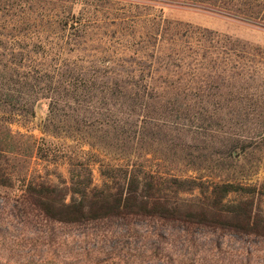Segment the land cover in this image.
Listing matches in <instances>:
<instances>
[{
	"label": "trees",
	"instance_id": "16d2710c",
	"mask_svg": "<svg viewBox=\"0 0 264 264\" xmlns=\"http://www.w3.org/2000/svg\"><path fill=\"white\" fill-rule=\"evenodd\" d=\"M165 1L264 28V0ZM161 2L0 0V187L45 222L264 238V182L251 180L264 162V49L168 19ZM37 103L43 136L12 130ZM31 159L57 181L31 174ZM58 163L66 179L46 170Z\"/></svg>",
	"mask_w": 264,
	"mask_h": 264
},
{
	"label": "rangeland",
	"instance_id": "374dc122",
	"mask_svg": "<svg viewBox=\"0 0 264 264\" xmlns=\"http://www.w3.org/2000/svg\"><path fill=\"white\" fill-rule=\"evenodd\" d=\"M163 15L181 23L204 27L264 49V28L207 11L199 6L161 0ZM43 103L35 116L11 129L41 137L39 123ZM40 162L31 159L34 176L56 182L52 172L44 175ZM97 164L92 182L101 183ZM66 179V165L47 164ZM251 180L264 182V162ZM17 190L0 187V264H264V238L195 226L184 231L178 225L133 220L86 225L45 222L21 211L15 202ZM181 194V197H192ZM264 209V199L262 200Z\"/></svg>",
	"mask_w": 264,
	"mask_h": 264
}]
</instances>
